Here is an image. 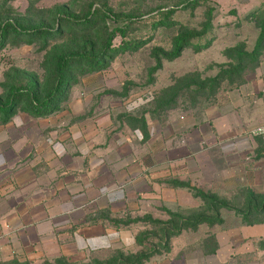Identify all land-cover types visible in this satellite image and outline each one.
<instances>
[{"label": "rangeland", "instance_id": "374dc122", "mask_svg": "<svg viewBox=\"0 0 264 264\" xmlns=\"http://www.w3.org/2000/svg\"><path fill=\"white\" fill-rule=\"evenodd\" d=\"M88 1L0 0V23L18 19L49 24L55 6L66 5L78 12ZM111 1L117 6L130 0ZM175 1L137 3L146 10ZM205 1L194 15L179 10L174 18L198 28L205 9L213 6L214 29L207 46H188L176 58L167 59L164 53L172 49L177 31L138 30L132 37H150L146 44L134 51L115 52L97 71H75L50 114L33 116L17 108L7 122L0 120V187L5 189L14 183L12 172L28 161L30 146L60 142L74 150L81 128L90 130L93 123L99 125L101 143H117L129 133V147L146 156L145 162L151 158L152 145L159 146L152 157L158 163L149 167L153 175L144 177L139 192L128 186L132 194L126 211L96 212L113 227L115 221H128L127 227L120 228L128 229L135 243L128 247L115 242L72 264H92L93 257L105 259L122 252L129 261L146 255L141 264H264V222H257L264 220V214L254 216L264 197V46L254 60L248 58L250 63L244 60L231 81L222 77L223 71L236 67L239 49L253 51L264 23V0ZM80 40L65 33L47 42L7 40L0 47V96H5L12 82L35 79L40 86L46 85L55 54L77 47ZM214 77L219 78L212 91L213 82L208 81ZM198 85L201 92L195 91ZM246 88L248 96H244ZM235 93L245 107L237 105L240 100ZM227 127L232 133L225 138ZM49 162L50 167L55 164ZM250 196L257 201L250 208L253 214L247 216ZM199 217L203 220L198 225L189 223ZM181 219L189 222L182 226ZM164 226L172 230L168 240L163 237Z\"/></svg>", "mask_w": 264, "mask_h": 264}, {"label": "crops", "instance_id": "0c3cea01", "mask_svg": "<svg viewBox=\"0 0 264 264\" xmlns=\"http://www.w3.org/2000/svg\"><path fill=\"white\" fill-rule=\"evenodd\" d=\"M249 91L246 88L244 96ZM233 95L240 100L237 105L245 107L243 99ZM92 125L90 130L81 128L74 150L60 142L30 146L28 161L20 168L15 165L18 169L12 172V187H0V263L40 264L59 256L78 262L86 260L88 252L109 248L115 242L128 247L135 243L128 229L107 224L109 220L96 212L126 211L133 188L139 192L144 177L150 174L149 167L158 163L152 157L159 146L152 145L148 151L151 158L145 162L146 156L129 147V133L117 143H101L99 125ZM231 133L227 127L223 136ZM49 160L55 162L51 167ZM128 186L132 190H127Z\"/></svg>", "mask_w": 264, "mask_h": 264}, {"label": "trees", "instance_id": "16d2710c", "mask_svg": "<svg viewBox=\"0 0 264 264\" xmlns=\"http://www.w3.org/2000/svg\"><path fill=\"white\" fill-rule=\"evenodd\" d=\"M205 3V0H176L171 6L157 5L151 9L141 10L137 0H130L124 5L115 6L111 0H89L83 9L78 12L67 7L66 5H57L53 8L52 19L49 24L44 22L38 23H22L20 20L3 21L0 23V47L9 39H24L26 41H44L57 39L60 34L65 33L69 36L81 37L80 44L75 48H65L57 52L53 57L51 64V74L44 86H40L35 79H26L23 83L12 82L7 85L5 96H0V120L7 122L15 113L17 108H21L33 116H45L50 114L59 103V100L65 93L66 88L71 82L73 73L81 68L85 71H97L103 67L105 59H108L117 51L137 50L142 47L150 39L134 38L133 33L138 30H146L155 32L161 29H175L177 34L172 41V49L164 53V58L174 59L180 55L182 50L188 46L197 47L207 46L210 41V34L214 29L213 19L215 9L209 6L203 12V20L198 28L190 27L174 18L179 10L188 12L189 16L194 15L200 5ZM147 16V17H145ZM54 20H56L54 22ZM55 26V27H54ZM119 38V41L114 45V40ZM264 46V23L260 26V31L255 41L253 51H240L236 53V67L234 69L223 71L222 77H228L230 81L232 77L240 71V66L244 60L250 61L248 58L254 56ZM246 56V58H244ZM251 60V59H250ZM220 77V76H219ZM218 77V78H219ZM214 77L211 83V89L214 91L217 88ZM217 78V79H218ZM221 78V77H220ZM239 83V82H238ZM237 83V84H238ZM236 83L232 85L236 86ZM232 87V86H231ZM236 88V87H234ZM202 85H198L195 91L201 92ZM176 96V94H175ZM174 97V96H173ZM203 197H207L204 196ZM262 205L257 209L254 216L260 217L264 214V197ZM259 200V199H258ZM257 200L250 196L249 210L246 215L252 212L250 208L256 206ZM254 204V205H253ZM169 211V210H168ZM253 214V213H252ZM175 216V215H174ZM177 217V216H176ZM179 218V217H178ZM183 220V219H181ZM203 217H199L195 221H182V226L185 222L192 225L201 223ZM114 222V227H127V222ZM155 224L161 222L152 221ZM257 222H264L263 219H257ZM120 223V225H119ZM255 223V222H254ZM250 224H252L250 222ZM162 225V223H161ZM169 228L163 227L164 240L172 234ZM174 232V231H173ZM176 232V231H175ZM139 241V240H138ZM122 252V251H121ZM124 253L111 254L105 259H91L92 264H141V260L145 259L146 255L137 256L131 261L127 260ZM64 256H59L53 261H43V264H72Z\"/></svg>", "mask_w": 264, "mask_h": 264}]
</instances>
